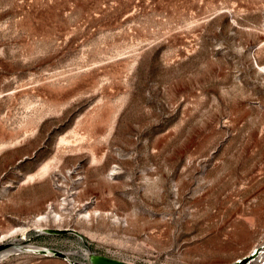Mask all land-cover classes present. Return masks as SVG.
Returning a JSON list of instances; mask_svg holds the SVG:
<instances>
[{"label":"rangeland","instance_id":"obj_1","mask_svg":"<svg viewBox=\"0 0 264 264\" xmlns=\"http://www.w3.org/2000/svg\"><path fill=\"white\" fill-rule=\"evenodd\" d=\"M5 242L0 264L263 246L264 0H0Z\"/></svg>","mask_w":264,"mask_h":264},{"label":"water","instance_id":"obj_2","mask_svg":"<svg viewBox=\"0 0 264 264\" xmlns=\"http://www.w3.org/2000/svg\"><path fill=\"white\" fill-rule=\"evenodd\" d=\"M49 231L52 232H67V231H74L76 232V230L74 228H55V229H50ZM10 245V242H5V243H1L0 244V250L4 249L6 247H8ZM263 245V244H262ZM260 246V245H259ZM257 247V249H259L260 247ZM53 254L61 256V257H65L67 258V252L57 249V248H51L50 249ZM256 253V251L249 253L248 255L243 256V258L241 259H236L234 262H232L231 264H247L251 261V259L254 257L253 255ZM89 262L90 264H134L128 260H124V259H120L117 257H113L107 254H103V253H98V252H91L89 254Z\"/></svg>","mask_w":264,"mask_h":264},{"label":"bare ground","instance_id":"obj_3","mask_svg":"<svg viewBox=\"0 0 264 264\" xmlns=\"http://www.w3.org/2000/svg\"><path fill=\"white\" fill-rule=\"evenodd\" d=\"M40 217H47V215H44V214H42V215H40ZM15 249H8V250H6V251H4V252H2L1 254H0V259L2 258V257H4V256H6V255H8L9 253H11V252H13ZM47 250V249H46ZM254 251H256V253L253 255L254 257H256L255 259H254V257L251 259V264H254L256 261L255 260H258L259 258H261V260L259 259V261H258V264H263L264 263V245L263 246H260V248L259 249H257V247H254L252 250H251V252H254ZM250 252V253H251ZM254 259V260H253Z\"/></svg>","mask_w":264,"mask_h":264}]
</instances>
